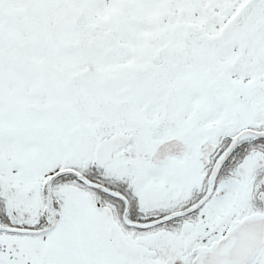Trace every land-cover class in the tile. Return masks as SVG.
<instances>
[{"label": "snow or ice", "instance_id": "6c2138e0", "mask_svg": "<svg viewBox=\"0 0 264 264\" xmlns=\"http://www.w3.org/2000/svg\"><path fill=\"white\" fill-rule=\"evenodd\" d=\"M0 264H264V0H0Z\"/></svg>", "mask_w": 264, "mask_h": 264}]
</instances>
